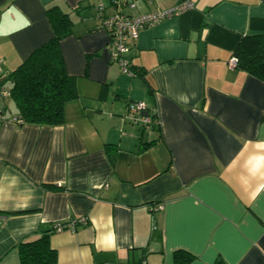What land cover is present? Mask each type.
I'll list each match as a JSON object with an SVG mask.
<instances>
[{
  "label": "crops",
  "instance_id": "0c3cea01",
  "mask_svg": "<svg viewBox=\"0 0 264 264\" xmlns=\"http://www.w3.org/2000/svg\"><path fill=\"white\" fill-rule=\"evenodd\" d=\"M191 1L140 31L129 77L96 17L110 0H0V264H19L17 243L55 224L74 228L49 236L56 264H174L177 250L191 264H264V81L229 65L264 34V0ZM53 3L72 21L60 51L77 98L62 125H18L2 81L53 37ZM129 102L157 123L126 120Z\"/></svg>",
  "mask_w": 264,
  "mask_h": 264
},
{
  "label": "trees",
  "instance_id": "16d2710c",
  "mask_svg": "<svg viewBox=\"0 0 264 264\" xmlns=\"http://www.w3.org/2000/svg\"><path fill=\"white\" fill-rule=\"evenodd\" d=\"M53 37L32 52L2 81L8 83L9 98L17 108L18 125L59 126L65 123L64 107L77 98L76 78L68 75L60 51V41L70 34L72 21L69 12L58 3L47 9ZM232 57L237 68L264 81V34L244 37L236 46ZM135 70V75L140 72ZM149 110V109H148ZM151 125L157 123L156 113L149 110ZM106 151L111 162L114 155ZM54 226V225H53ZM53 230H38L33 236L19 241L16 245L19 264H56V252L51 248L49 236ZM194 256L177 250L173 253L174 264H191ZM143 262L139 260L137 264ZM211 264H226L217 258Z\"/></svg>",
  "mask_w": 264,
  "mask_h": 264
},
{
  "label": "built area",
  "instance_id": "2783aa9c",
  "mask_svg": "<svg viewBox=\"0 0 264 264\" xmlns=\"http://www.w3.org/2000/svg\"><path fill=\"white\" fill-rule=\"evenodd\" d=\"M135 0H110V7L114 10L112 13H106V8L99 6L96 8V17L100 19L101 27L106 29L109 34V50L111 59L116 62L123 74L133 77V69L129 53L139 37L143 28L153 27L166 19H170L186 10L193 8L191 0H179L177 4L168 9H157L138 16H125L119 9L122 7H133ZM151 2V0H147ZM237 60L231 57L230 67H235ZM1 70V67H0ZM8 97L9 93H2ZM154 113V112H153ZM124 118L133 124L143 128L150 127L151 114L144 102H129L126 106ZM14 122L19 120L12 119ZM65 229H74L73 225L55 224L54 232H61ZM140 264H144L141 262Z\"/></svg>",
  "mask_w": 264,
  "mask_h": 264
}]
</instances>
